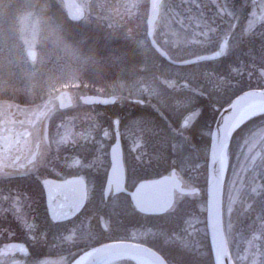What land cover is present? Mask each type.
<instances>
[{
    "label": "flooded vegetation",
    "instance_id": "1",
    "mask_svg": "<svg viewBox=\"0 0 264 264\" xmlns=\"http://www.w3.org/2000/svg\"><path fill=\"white\" fill-rule=\"evenodd\" d=\"M92 2L94 6L106 4L100 0ZM163 2L159 6L153 38L171 59L182 60L173 58L172 54H178V49L186 47H191L189 50L192 51L203 48L202 52L189 58L212 54L228 37L226 52L217 60L178 67L162 60L150 46L146 33L147 15L143 21L142 17L138 18L133 26L120 25L123 27L119 31L122 37H117L112 45L120 53L124 51L126 54L128 48L142 53L140 47L124 38L128 31L134 39H145L155 62L127 66L122 57L118 64L119 73L114 75L124 94H109L100 82L101 91L92 89L86 94L91 97H114V103L86 105L81 101L84 95H78L72 96V107L59 110L60 114L74 111L76 120L86 114L87 142L83 150L86 159L78 160L70 156L71 160H68L74 152L68 148L67 151L61 150L60 155L46 154L41 127L48 113V103L31 109L23 97H18L13 102L18 105L16 109L7 107L0 112V138L8 139L6 146L0 147V264H71L99 246L117 242L153 249L152 243L143 239H148L143 231L149 229V237L153 236L159 219L196 195L175 193L173 208L161 216L137 211L129 194L120 191L121 173L113 168L111 159L116 143L121 153L126 191L132 192L140 182L174 171L182 188L198 189L199 195L202 194L207 178V156L203 159V154L209 150L213 124L223 108L222 103H217L222 71L218 63L228 56L238 23L233 22L229 32L223 35L228 22L224 19L219 0H177L170 2L168 26L161 27L160 33L158 25ZM231 3L239 17L247 14L246 1ZM176 18L184 20L183 29L190 34L195 31L208 33L204 45H175L168 30L171 29L169 24L175 25ZM221 35L223 37L218 40L217 36ZM175 67L190 70L181 71ZM133 82H137V89L126 94L128 83ZM90 83L94 88L95 82ZM40 113L42 115L37 117ZM54 118L52 124L60 125L61 118ZM22 133L26 135L21 136ZM178 151L191 153L192 156L198 154V162L205 166L202 184L190 186L186 161L175 163L173 157L159 158L160 153ZM69 178H78L84 183V204L73 217L53 221L47 207L44 180L64 181ZM114 229L123 231V234L118 235L119 230ZM135 230H142L141 238L133 236L132 231ZM152 236L149 240L155 241ZM10 244H23L27 252L10 250Z\"/></svg>",
    "mask_w": 264,
    "mask_h": 264
},
{
    "label": "rangeland",
    "instance_id": "2",
    "mask_svg": "<svg viewBox=\"0 0 264 264\" xmlns=\"http://www.w3.org/2000/svg\"><path fill=\"white\" fill-rule=\"evenodd\" d=\"M92 1L77 0L86 17L71 25L60 0H0V112L7 107L16 109L18 105L13 102L18 97H23L31 109L48 103V113L41 127L46 154L60 155L61 150L73 149L68 160H71L70 156L86 159L83 153L87 142L86 114L77 120L74 111L60 114L56 95L61 91H68L72 96L86 95L92 89L101 91V83L109 94L120 96L124 91L120 90L122 85L115 77L119 73L120 58H125L127 66L155 62L145 39H134L128 31H124V38L140 47L142 53L133 48H128L126 54L124 51L120 53L112 45L117 37H122L121 28L133 26L141 17L143 21L148 0H100L106 4L99 3L98 6ZM164 1L158 25L160 33L161 27L168 26L170 2L177 0ZM219 1L228 22L223 35L229 32L233 22L238 24L228 56L218 63L222 70L218 105L246 89L264 86V44L261 48L254 40L256 29L264 28V0H243L248 7L243 18L230 5L232 1L241 0ZM175 12L179 10L175 9ZM174 15L181 17L178 13ZM176 20L175 25L171 21L173 24H169L171 29L168 30L175 45H204L208 40L205 37L208 33L195 31L190 34L183 29L184 20ZM28 47L37 51L34 63H30L24 54ZM189 49L191 47L178 49L180 53H171L172 57L188 58L203 50ZM90 81L95 82L94 88ZM134 88L137 89V82L128 83L126 94L133 92ZM260 115L263 116L264 112L240 122L237 128ZM56 116L61 118L60 125L52 124ZM256 125L257 128L235 137L232 147L224 154L223 217L233 264H264V121ZM207 155L208 152L203 154V159ZM159 156L161 159L173 157L175 163L186 161L190 186L204 182L202 172L205 166L198 162L197 153L192 156L178 151L160 153ZM120 231L118 235L123 234ZM132 232L135 238H141L142 230ZM143 232L148 235V239H143L151 242V247L166 256L170 264H210L206 242V199L203 196L182 202L174 212L159 219L157 232L151 235L155 241L149 240V229ZM126 259L129 258L120 256L107 264H132Z\"/></svg>",
    "mask_w": 264,
    "mask_h": 264
},
{
    "label": "water",
    "instance_id": "3",
    "mask_svg": "<svg viewBox=\"0 0 264 264\" xmlns=\"http://www.w3.org/2000/svg\"><path fill=\"white\" fill-rule=\"evenodd\" d=\"M67 17L72 21H81L84 12L75 0H62ZM147 36L151 47L167 62L176 66H186L204 61H212L221 58L227 48L228 37H225L217 51L208 55H201L184 61L175 62L155 43L153 39L154 24L159 14V6L162 0H148ZM255 2L258 0H254ZM26 56L31 62L36 59L33 49L26 50ZM84 104H112L113 97L101 98L85 96L81 97ZM58 107L61 110L71 107L72 102L68 92L64 91L57 96ZM264 105V89H252L242 92L235 97L216 116L211 133V142L207 163L206 186V228L209 245L214 264H232L225 239L222 202L224 183V154L229 146L231 136L236 129V121L246 111ZM42 114H38L37 117ZM23 134V135H22ZM21 136L26 134L22 133ZM8 139L0 138V147L4 148ZM113 168L120 170L121 189L127 192L131 202L137 211L146 215H162L171 209L174 202V192L180 194L199 193L198 189H183L174 171L160 178L140 182L132 192L124 189V171L122 158L117 143L111 151ZM47 207L50 217L54 221H62L74 216L82 207L85 200V187L78 178H70L65 181L45 180ZM8 248L26 253L23 244H10ZM116 254H125L144 259L151 264H167L166 260L156 251L138 244L110 243L92 250L81 264H98L100 261Z\"/></svg>",
    "mask_w": 264,
    "mask_h": 264
},
{
    "label": "trees",
    "instance_id": "4",
    "mask_svg": "<svg viewBox=\"0 0 264 264\" xmlns=\"http://www.w3.org/2000/svg\"><path fill=\"white\" fill-rule=\"evenodd\" d=\"M255 34H256V36L254 37L255 42L258 45L262 46L261 48H263V44H264V28H262V27L257 28ZM262 88H264V86L257 87L256 89H262ZM239 93H241V92H239ZM238 94H235L231 99L235 98ZM226 105L227 104L224 103L223 107L226 106ZM215 115H216V113L214 114V116ZM214 116H213V119H214ZM262 121H264V115L263 116L260 115V116H257V117H254V118L250 119L249 121H247L246 123H244L242 126H240L237 129V131L235 132L233 138L235 139V137H238V136H240L241 134H243V133H245L247 131H251V129L253 130V129L257 128L258 126L256 124H259ZM204 187H205V185H203V189H205ZM206 242H207V247H208V256H209L210 264H213L209 242H208V240H206ZM165 258L169 262V259L167 257H165Z\"/></svg>",
    "mask_w": 264,
    "mask_h": 264
},
{
    "label": "bare ground",
    "instance_id": "5",
    "mask_svg": "<svg viewBox=\"0 0 264 264\" xmlns=\"http://www.w3.org/2000/svg\"><path fill=\"white\" fill-rule=\"evenodd\" d=\"M263 112H264V105L256 106V107L246 111L243 115H241V117L236 121L235 126H237L240 122L246 120L247 118H249L253 115L259 114V113H263ZM86 257H87V254L82 255L73 264H81L86 259ZM118 257H120V256L119 255L110 256V257L105 258L104 260L100 261L99 264H107L111 260L113 261V259H116ZM134 259L138 264H151L144 259H140V258H134Z\"/></svg>",
    "mask_w": 264,
    "mask_h": 264
}]
</instances>
